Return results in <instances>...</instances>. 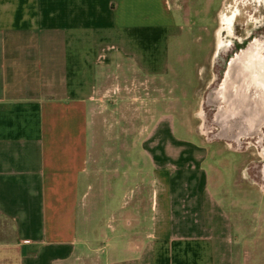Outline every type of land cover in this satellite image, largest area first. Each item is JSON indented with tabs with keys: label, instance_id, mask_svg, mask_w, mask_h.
Masks as SVG:
<instances>
[{
	"label": "crops",
	"instance_id": "0c3cea01",
	"mask_svg": "<svg viewBox=\"0 0 264 264\" xmlns=\"http://www.w3.org/2000/svg\"><path fill=\"white\" fill-rule=\"evenodd\" d=\"M225 1L0 0V216L17 234L0 243V264H69L89 255L96 230L82 210L95 206L86 198L97 182L90 154L99 91L128 67L150 78L169 74L172 44L193 32L177 16L185 22L193 10L202 22L213 2L216 16ZM168 139L144 143L164 166V208L105 206L114 234L96 255L103 264H264V221L255 213L248 224L233 220L227 192L214 190L199 166L203 156L187 152L198 147ZM171 146L181 147L178 156ZM243 194L247 204L230 206H264L251 190Z\"/></svg>",
	"mask_w": 264,
	"mask_h": 264
},
{
	"label": "rangeland",
	"instance_id": "374dc122",
	"mask_svg": "<svg viewBox=\"0 0 264 264\" xmlns=\"http://www.w3.org/2000/svg\"><path fill=\"white\" fill-rule=\"evenodd\" d=\"M219 6L220 2H213L202 22L193 10L185 22L177 16L187 25L190 22L193 32L172 44L169 74L150 78L128 67L110 74L99 91L90 154L97 182L86 198L95 206L82 210V215L91 211L96 231L86 247L89 255L78 264L104 263L98 254H103L114 234L105 206H147L152 213L151 205L158 203L162 211L167 189L165 179H160L164 166L153 163L154 151L144 143L154 145L166 139L168 144L170 134L198 147L187 152L203 156L199 166L210 174L214 190L227 192L224 207L233 220L237 217L240 224H248L255 213L258 224L264 221V206H257L256 212L247 206H230L232 199L247 204L246 190L253 192L251 198L258 205L264 202V135L260 142L255 137L237 143L233 137L217 135L219 128L213 119L220 105L216 90L230 59L252 40L264 41V0H226L215 16ZM231 14H236L232 33L219 31L223 15ZM163 117L170 119L164 123ZM169 149L178 156L181 147ZM166 167L176 169L174 164ZM135 217L130 215L129 220ZM16 239L13 222L0 216V243Z\"/></svg>",
	"mask_w": 264,
	"mask_h": 264
},
{
	"label": "flooded vegetation",
	"instance_id": "af4514ba",
	"mask_svg": "<svg viewBox=\"0 0 264 264\" xmlns=\"http://www.w3.org/2000/svg\"><path fill=\"white\" fill-rule=\"evenodd\" d=\"M229 16H233L231 25L222 21L219 31L226 30L231 34L236 14ZM216 98L220 100L213 118L219 128L217 135L233 137L237 143L255 137L260 139L259 142L263 140L264 41L252 40L230 59L216 90ZM213 132L212 129L209 131Z\"/></svg>",
	"mask_w": 264,
	"mask_h": 264
},
{
	"label": "bare ground",
	"instance_id": "6f19581e",
	"mask_svg": "<svg viewBox=\"0 0 264 264\" xmlns=\"http://www.w3.org/2000/svg\"><path fill=\"white\" fill-rule=\"evenodd\" d=\"M222 20H223L224 23H227V26H229L232 23L233 16H229V17L223 16V19Z\"/></svg>",
	"mask_w": 264,
	"mask_h": 264
},
{
	"label": "built area",
	"instance_id": "2783aa9c",
	"mask_svg": "<svg viewBox=\"0 0 264 264\" xmlns=\"http://www.w3.org/2000/svg\"><path fill=\"white\" fill-rule=\"evenodd\" d=\"M25 242H30V240L29 239H26Z\"/></svg>",
	"mask_w": 264,
	"mask_h": 264
}]
</instances>
